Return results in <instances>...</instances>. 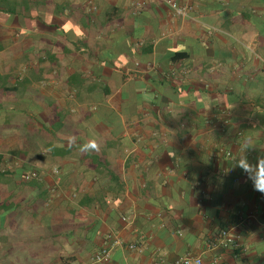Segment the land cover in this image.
I'll return each mask as SVG.
<instances>
[{
  "label": "crops",
  "instance_id": "0c3cea01",
  "mask_svg": "<svg viewBox=\"0 0 264 264\" xmlns=\"http://www.w3.org/2000/svg\"><path fill=\"white\" fill-rule=\"evenodd\" d=\"M166 1L0 0L6 263L264 264V0Z\"/></svg>",
  "mask_w": 264,
  "mask_h": 264
},
{
  "label": "built area",
  "instance_id": "2783aa9c",
  "mask_svg": "<svg viewBox=\"0 0 264 264\" xmlns=\"http://www.w3.org/2000/svg\"><path fill=\"white\" fill-rule=\"evenodd\" d=\"M171 8L177 13L178 15H183L184 14V9L181 7H178L175 3H172L171 1L167 0L166 1ZM225 157H229L230 154L227 152L225 153ZM38 178V174L36 172H31L28 173L24 176V181L29 182L34 179ZM215 243L217 245H220L222 247H230L234 245V241L231 238L230 234L227 231H222L216 238H215ZM118 244V241H115L113 245L110 247H105L103 248L98 254H96L93 259L92 263L93 264H102L108 262L110 258V252L113 248L114 245ZM178 264H201L200 259H190L188 257L183 258Z\"/></svg>",
  "mask_w": 264,
  "mask_h": 264
},
{
  "label": "clouds",
  "instance_id": "9594fccd",
  "mask_svg": "<svg viewBox=\"0 0 264 264\" xmlns=\"http://www.w3.org/2000/svg\"><path fill=\"white\" fill-rule=\"evenodd\" d=\"M91 146L96 147L95 143ZM235 167L240 168L246 179L251 182L254 191L264 194V157H258L253 163L244 155L237 160Z\"/></svg>",
  "mask_w": 264,
  "mask_h": 264
},
{
  "label": "rangeland",
  "instance_id": "374dc122",
  "mask_svg": "<svg viewBox=\"0 0 264 264\" xmlns=\"http://www.w3.org/2000/svg\"><path fill=\"white\" fill-rule=\"evenodd\" d=\"M17 252H18V250H17ZM4 260H6L5 259V257H3V256H0V264H11V263H6ZM15 264H27V263H15Z\"/></svg>",
  "mask_w": 264,
  "mask_h": 264
}]
</instances>
